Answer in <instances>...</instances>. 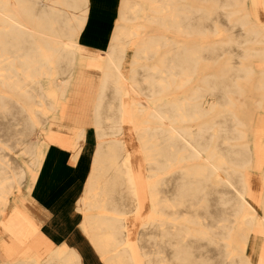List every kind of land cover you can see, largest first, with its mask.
Here are the masks:
<instances>
[{"label": "bare ground", "instance_id": "1", "mask_svg": "<svg viewBox=\"0 0 264 264\" xmlns=\"http://www.w3.org/2000/svg\"><path fill=\"white\" fill-rule=\"evenodd\" d=\"M80 233L104 264H264V0H0V264H98Z\"/></svg>", "mask_w": 264, "mask_h": 264}, {"label": "rangeland", "instance_id": "2", "mask_svg": "<svg viewBox=\"0 0 264 264\" xmlns=\"http://www.w3.org/2000/svg\"><path fill=\"white\" fill-rule=\"evenodd\" d=\"M55 125H57V127H63L62 129L63 130H58V133L57 134H68L69 136L72 137V132L68 131L67 130V124L65 122H57V123H53ZM130 130H131V127L130 125H128L126 127V133L128 136H131V133H130ZM52 131V130H50ZM60 131V132H59ZM60 134V135H61ZM135 143V142H134ZM131 144L132 146L135 145V144ZM55 148H58L60 150H62L63 152L69 154L71 153L69 150V148L67 147H64V146H61V145H54ZM143 157V156H142ZM143 163L145 165V160L143 159ZM145 173V172H144ZM251 178L253 179V181L256 183L257 186H260L262 185V178H261V174L259 173V171H251V174H250ZM257 206H259L257 203H256ZM151 209V204L149 202V200L147 199L146 202H145V206H144V212L145 213H148ZM133 218L129 220V223L131 225V228H132V225H133ZM135 228V227H134ZM135 230V229H133ZM87 237V236H86ZM88 242H89V245L91 247V251L96 254L95 258L97 260V263L98 264H104L99 256V253L97 251V249L91 244L90 240L88 239ZM264 248V236L261 235V234H258V233H252V237H251V240H250V243H249V246H248V253L252 259V261L254 263H258L261 256H262V250Z\"/></svg>", "mask_w": 264, "mask_h": 264}, {"label": "crops", "instance_id": "3", "mask_svg": "<svg viewBox=\"0 0 264 264\" xmlns=\"http://www.w3.org/2000/svg\"><path fill=\"white\" fill-rule=\"evenodd\" d=\"M56 149H58V148H56ZM60 151H62V150H60ZM62 153H63V155H64V157L65 156H68L69 157V154H67V153H65V152H63L62 151ZM70 181H72V184H70V187L72 186V185H77L78 184V186H77V188H76V190H78L79 188V186L80 185H82L83 184V182L82 181H78V180H70ZM71 183V182H70ZM67 185V184H66ZM73 186V187H74ZM80 193V191L78 190L77 191V194H79ZM80 220H81V214H80V212L78 211V210H76V213L74 214V221L72 222V224H73V226H75V228H79V223H80ZM81 234V233H80ZM81 237L83 238V240L84 241H88V238L84 235V234H81ZM86 238V239H85ZM90 250H91V247H90ZM92 252V251H91ZM92 254H93V256L94 257H96L95 255L96 254H94L93 252H92Z\"/></svg>", "mask_w": 264, "mask_h": 264}]
</instances>
